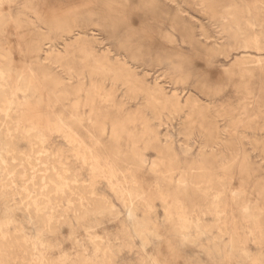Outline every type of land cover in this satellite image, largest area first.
I'll use <instances>...</instances> for the list:
<instances>
[{
    "label": "clouds",
    "instance_id": "obj_1",
    "mask_svg": "<svg viewBox=\"0 0 264 264\" xmlns=\"http://www.w3.org/2000/svg\"><path fill=\"white\" fill-rule=\"evenodd\" d=\"M0 264H264V0H0Z\"/></svg>",
    "mask_w": 264,
    "mask_h": 264
},
{
    "label": "bare ground",
    "instance_id": "obj_2",
    "mask_svg": "<svg viewBox=\"0 0 264 264\" xmlns=\"http://www.w3.org/2000/svg\"><path fill=\"white\" fill-rule=\"evenodd\" d=\"M13 14H14V15L16 14L15 9L13 10Z\"/></svg>",
    "mask_w": 264,
    "mask_h": 264
},
{
    "label": "rangeland",
    "instance_id": "obj_3",
    "mask_svg": "<svg viewBox=\"0 0 264 264\" xmlns=\"http://www.w3.org/2000/svg\"><path fill=\"white\" fill-rule=\"evenodd\" d=\"M18 9H15V12L17 13Z\"/></svg>",
    "mask_w": 264,
    "mask_h": 264
}]
</instances>
